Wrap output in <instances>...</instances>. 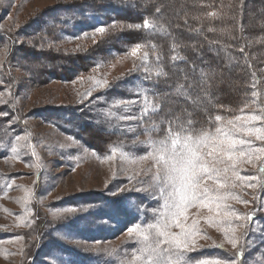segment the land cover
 Returning <instances> with one entry per match:
<instances>
[{
  "label": "rangeland",
  "instance_id": "1",
  "mask_svg": "<svg viewBox=\"0 0 264 264\" xmlns=\"http://www.w3.org/2000/svg\"><path fill=\"white\" fill-rule=\"evenodd\" d=\"M75 1L79 0H0V101H3L0 113H7L0 117V264H45L50 256L57 258V264L61 259L71 264H105L106 261L118 264L104 250L115 248L121 258L128 253L126 258L131 259L138 243L128 239L127 228L155 223L164 204L160 187L153 180L156 164L148 156L151 147L147 144L149 137L161 138L145 131L141 110L147 94L138 84L139 77L157 71L151 67L155 51L141 44L143 47L133 57L130 55L133 46L112 52L108 44L107 54L95 55L98 46L108 43L107 37H118L120 29L126 31L130 23L116 22L118 27L112 29V22L104 26L108 31L101 35L95 33L96 28L86 31L72 27L74 18L69 17L77 18V23L80 17L68 16L66 12L58 19L71 20V25L52 21L54 9ZM238 3L244 6L242 17H249L248 1L238 0ZM263 8L252 12L253 31L248 29L245 19L238 27L255 74L249 94L258 93L251 97L245 113L255 110L260 114L259 109L264 108ZM212 12L219 14L216 10ZM180 17H193L200 22V16ZM126 39L123 35L122 40ZM145 52L147 58L141 59ZM90 55L96 57L95 63L82 65L79 59L81 68L76 62L68 65V58ZM97 80H107L109 86H98ZM133 99L140 103H117ZM152 107L155 108L153 101ZM237 110L218 115L226 124L233 116L242 115ZM64 111L84 114L87 128L82 131L88 129L102 137L103 133L99 132L102 129L116 133L105 135L107 142L103 147H95L99 145L96 142L90 147L81 134H76L77 129L63 115ZM218 124L215 121L211 129ZM256 126H262L261 122H256ZM251 139L256 147H264V142ZM235 164L236 176L258 178L251 181L256 184L252 188L242 185L231 169L222 173L228 179H222L227 187L220 189V194L230 192L231 197L240 196L249 201L245 204L231 197L220 201L241 216L240 220L233 218L234 232L229 233L237 247L233 248L224 235L226 224L208 219L228 209L194 203L180 218L186 226H192L195 221L197 229L191 238L195 244L185 253L187 264L202 260L264 264V186L259 183L264 173L259 172L255 157L252 162H247L245 157ZM219 166L223 168L225 164ZM203 183L215 187L214 181ZM122 189L128 191L121 192ZM118 196L124 203L135 205L136 211L134 219L121 228L113 220L101 223L102 214L109 209L104 198ZM249 212L253 219L246 228L239 227ZM246 229L247 234L243 235ZM172 231L180 229L173 227ZM238 251L240 255L236 256ZM193 252H198L194 259Z\"/></svg>",
  "mask_w": 264,
  "mask_h": 264
},
{
  "label": "trees",
  "instance_id": "2",
  "mask_svg": "<svg viewBox=\"0 0 264 264\" xmlns=\"http://www.w3.org/2000/svg\"><path fill=\"white\" fill-rule=\"evenodd\" d=\"M247 1L246 11L250 14L245 18L241 11L244 6L239 5L238 0H79L60 4L54 9L51 19L53 18L54 23L58 21L67 26L71 25V20L60 21L59 16H64V12L68 16H79V23L77 18L69 17V19L74 18L72 27L78 26L86 31L99 26L106 27L112 22L141 25L138 29L119 31L118 37H107L108 43L98 46L94 54L98 56L107 54L110 51L108 44L112 52L126 51L137 43L155 51L151 67L155 70L163 67L167 75L157 76L156 71L153 75L139 77L138 84L143 90H148L144 92L152 99L155 106L161 105L159 109L150 111L143 118L145 127L153 123L159 125L158 129L146 132L152 137L163 138L168 126L166 121L170 118L182 116L185 120L191 119L195 128L208 129L214 126V118L218 114L238 112L237 109L240 111L251 101L250 83L252 80L255 81V74L238 27L245 19L249 25L248 29L253 31L252 26L255 21L252 12L263 8L264 0ZM157 8L161 11L157 12ZM213 10L219 14L212 18L207 17L210 16L209 13H213ZM188 14L200 16L201 23L196 22L193 17L186 19L180 17L189 16ZM145 19L150 25L147 29L142 26ZM195 24H199V27ZM123 35L127 38L124 41ZM241 47L244 49L243 52L240 51ZM157 55L161 56L160 61H157ZM173 56L179 59L174 61ZM95 58L93 55L82 58L77 56L68 58L67 62L68 65L71 62L79 64L81 59L84 65L90 64L91 61L95 63L97 61ZM78 67L81 68V65L79 64ZM71 69L75 72V68ZM181 85L183 88L178 96L176 90ZM63 115L71 122L72 127L77 129L76 134H81L90 147L96 144L99 145L95 147L100 145L103 147L107 142L105 135L113 136L116 133L102 129L99 131L103 133L104 137H102L88 132V129L82 131L87 128L84 124V114L64 111ZM161 120L165 123L160 124ZM104 200L109 202L111 208L119 209L114 213L116 218L113 221L116 227H125L134 219L135 209L127 202L124 203L119 196L111 199L106 197ZM106 214L113 213L104 212L103 219H106ZM90 223L92 224L93 221ZM214 252L217 254L219 251ZM197 253L193 252L191 257L196 258Z\"/></svg>",
  "mask_w": 264,
  "mask_h": 264
},
{
  "label": "snow or ice",
  "instance_id": "3",
  "mask_svg": "<svg viewBox=\"0 0 264 264\" xmlns=\"http://www.w3.org/2000/svg\"><path fill=\"white\" fill-rule=\"evenodd\" d=\"M157 12L161 9L157 8ZM210 16H215V13H209ZM143 28H149V21H143ZM118 26L114 22L111 25L112 29ZM129 29L140 28L141 25H128ZM120 30H123L122 28ZM242 30V29H241ZM108 29L99 26L95 29V33L104 35ZM215 43V42H213ZM143 45L137 43L131 48L130 55L136 57ZM244 51L243 47L240 49ZM148 53L145 52L141 59H146ZM157 61L161 60V56L157 55ZM175 61L179 59L173 56ZM157 76H166L163 67L157 69ZM254 75V74H253ZM149 77H146L148 79ZM95 84L101 87L109 86L107 80L95 81ZM255 87V84H253ZM183 86H179L176 94L179 96ZM145 92L148 90L145 89ZM257 92H253L252 96L256 97ZM255 102V101H253ZM3 103V101H0ZM118 104H137L140 101L133 99L130 101H118ZM161 107L157 104L155 108L152 107L150 101L145 95L144 107H142L141 115L146 116L150 110L155 111ZM248 106L240 109L242 115H235L228 119L226 124L223 122V117L217 115L215 121L219 122L218 126L213 129H197L194 127V122L191 119H183L182 116H176L166 121L167 128L165 135L161 139L148 138L147 144L150 145L151 151L148 156L156 164V173L153 180L157 186L160 187L161 195L164 197V204L161 206L162 211L156 218L155 223L147 225H134L127 228V235L129 240H134L138 243V247L131 253V259H127L128 253H124L125 258H121L118 249H105L107 256L111 257L118 264H187L185 253L191 250L190 245H194L195 241L191 238L197 233L195 228V221L192 226H186L181 222V217L184 216L185 210L194 203H199L205 207H210L215 204L216 209H228L224 212H218L217 217H209V221H218L224 223L227 227L224 229V235L229 239L233 248L237 247V242L229 233L234 232L233 218L240 220L241 216L234 210L230 209L228 205H222L220 201L231 197L230 192L223 195L220 194V189L227 187L223 180H227L225 175L231 169L234 176H236L235 162L242 160L245 157L247 162H252L255 157L258 161V170L264 173V147H256L252 137L257 141L264 142V108L259 109L260 114L256 111L245 113ZM190 115V114H189ZM7 116V113H0V117ZM124 119L134 120L136 117H124ZM261 122L260 127L256 126V122ZM165 123L161 120L160 124ZM159 125L153 123L145 128V131H152L158 129ZM26 139V137H24ZM21 137H17V140ZM15 151V149H13ZM116 149L113 147L112 152ZM260 155L257 156L256 154ZM226 158V160H225ZM226 161H231L227 164ZM225 164L221 168L220 164ZM236 179L242 185L255 188L256 184L252 180H257V177H239ZM205 180L214 181L215 187L203 183ZM259 183L264 186V177L259 178ZM128 191L122 189L121 192ZM166 193V195H165ZM215 193V195H214ZM31 193H29V196ZM115 195V194H114ZM237 199L245 204L249 203L247 200H242L240 196L231 197ZM255 199V198H254ZM135 207V205H130ZM119 209H114L109 206L108 211L113 214H106V219L101 223H108L115 219L114 213ZM104 212V209H101ZM253 219L251 212L243 216V224L239 227H245L247 222ZM179 228V232L172 231V228ZM247 234V229L243 235ZM222 247V245H220ZM97 251H99L97 249ZM236 256L240 252L235 253ZM45 264H57V258L49 257L45 260ZM59 264H71L70 261L65 262L62 259ZM105 264H112V261H106ZM197 264H220L217 260H202ZM226 264H236L234 260H229Z\"/></svg>",
  "mask_w": 264,
  "mask_h": 264
}]
</instances>
